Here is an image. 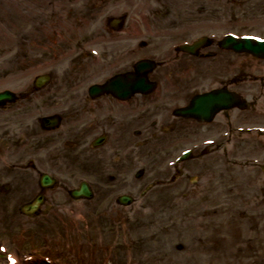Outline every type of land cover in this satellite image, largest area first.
I'll use <instances>...</instances> for the list:
<instances>
[{
  "label": "rangeland",
  "instance_id": "1",
  "mask_svg": "<svg viewBox=\"0 0 264 264\" xmlns=\"http://www.w3.org/2000/svg\"><path fill=\"white\" fill-rule=\"evenodd\" d=\"M230 33L264 37V0H0V93L27 95L0 109V168L30 161L60 181L53 213L35 219L18 211L35 171L19 170L10 188L18 202L4 194L7 182L0 187V264L46 243L66 264H264V60L194 59L176 49ZM143 59L159 64V96L139 98L129 111L137 116L87 101L90 86ZM42 75L52 81L36 91ZM237 75L232 87L247 110L221 112L207 126L171 114L189 93ZM54 114L61 127L44 131L41 119ZM96 132L110 138L103 159V149L91 153ZM186 150L192 159L175 166ZM84 180L104 191L118 184L137 201L118 220L99 218L107 203L80 210L67 195ZM71 241L82 249L72 254Z\"/></svg>",
  "mask_w": 264,
  "mask_h": 264
},
{
  "label": "flooded vegetation",
  "instance_id": "2",
  "mask_svg": "<svg viewBox=\"0 0 264 264\" xmlns=\"http://www.w3.org/2000/svg\"><path fill=\"white\" fill-rule=\"evenodd\" d=\"M115 75H139L136 71L134 70H130V71H127V72H122V73H118V74H115ZM152 81H155L154 77H151ZM230 82L233 83V82H238V75L235 77V78H231L230 79ZM106 83V82H105ZM104 83V84H105ZM158 93V89L156 90V92L154 94H152L151 96H154L153 99L156 97ZM146 97H150V96H146ZM192 99V97L190 96V94L188 95V99H187V102H184V105L188 106V103L190 102V100ZM116 106L121 109L123 108V104L121 103V101H118ZM108 107V105H106ZM125 109H126V106H125ZM98 111H96L95 113L97 114ZM136 116V114H135ZM89 126H93L92 124L89 125ZM83 132V131H82ZM81 132V133H82ZM106 134H108L107 132H102V133H98L96 132L95 134H93L91 136V142H90V148H91V153L93 152H96V151H99L101 149H103V152H98L97 155L100 157V158H104L107 156V152L105 151L106 147H107V142H108V136L104 137ZM91 135V134H90ZM93 137V138H92ZM10 141V143H9ZM8 143H9V147L8 150L10 151H13V148H14V139L13 137H10ZM54 143H56V140L54 139L53 141ZM3 144H4V140L3 139H0V146L3 147ZM88 147V145H87ZM86 148V146L83 147V149ZM82 149V150H83ZM46 152V150L44 151ZM79 151L75 150V153L78 154ZM83 152V151H81ZM17 156L16 155H12L11 157V160H14L16 159ZM118 160H121V158L117 157ZM4 165H6L7 163H3ZM29 166L27 165V167H25L24 169H16L15 168H10V167H3V168H0V187L5 183L7 188V191L4 193L6 195V197H8V200L10 201H15L17 200L18 202V198H15V199H12V196L13 194L15 193L13 191V188H11V185H15L17 184V182L21 181L20 178H18V172H21L19 170H22V171H26L27 173H31V172H34L35 170L32 169V165H33V162H30L29 161ZM22 173V172H21ZM43 173H47V174H51L52 176L55 174L51 171H48V172H39V171H35L34 174H36L37 176V179H36V183H35V189L31 190V195L28 197H25V195H22L24 193V189H21L20 191L22 192L21 195L22 196H19V199H20V206L23 207V206H26L28 204H31L33 203L34 201H43V204L42 206L40 207L39 211L36 212V215L35 217L39 218V217H47L49 216L50 214L53 213V210L54 208L56 207V195L58 193L54 192V190L56 188H53V189H46V188H43L41 186V183H40V176L41 174ZM11 182V184H10ZM60 183H58L57 185H59ZM91 188L94 192V198L92 199V202L94 207L98 206V205H101V204H104L106 202H113L114 203V199L118 196V194L122 193L123 191L121 190V186L118 185V184H115V183H112L110 185L107 186V189L104 191V188L100 189L98 187V183H94V182H91ZM33 191H36V194L32 193ZM103 191V192H101ZM125 193V192H124ZM4 194H2L0 192V195L4 196ZM131 194V193H130ZM47 203H49L50 207L47 206ZM47 212V213H46Z\"/></svg>",
  "mask_w": 264,
  "mask_h": 264
},
{
  "label": "water",
  "instance_id": "3",
  "mask_svg": "<svg viewBox=\"0 0 264 264\" xmlns=\"http://www.w3.org/2000/svg\"><path fill=\"white\" fill-rule=\"evenodd\" d=\"M223 48L227 50H232L236 53H251L255 56H261V54H264V42H257L250 38L237 40L235 38L229 37L223 43ZM186 49L184 48V50ZM140 67L141 69L147 68V70H152L154 68L153 65H146V64H142L140 65ZM147 70L144 69L145 72ZM45 83H46V80H41L39 81V86H42ZM124 87L125 86L122 83H119L118 81L112 84L113 90L123 91L125 90ZM133 88H135V90L143 89L144 91L152 89L151 86L146 84L145 79L140 80ZM91 92L95 93L96 95L100 93L96 87H94L91 90ZM122 97L126 98V95L123 94ZM9 100H12V96L9 93L1 94L0 95V106ZM235 105L242 106L240 101H237V103L233 104L230 99H228L227 97L223 95H220L218 97H214L213 95L199 97L193 102L191 114L198 115L200 118H203V120L205 121H210L213 119L214 114H216L217 112L221 110H229ZM211 108L213 110V113H212ZM43 183H45L46 185H49L52 183V181L46 177L44 178ZM74 194L75 196H78V197L82 196L85 198H90V195H91L88 186L85 184L81 186V190L79 192H75ZM123 201L126 203L130 202L128 198L127 199L124 198Z\"/></svg>",
  "mask_w": 264,
  "mask_h": 264
},
{
  "label": "bare ground",
  "instance_id": "4",
  "mask_svg": "<svg viewBox=\"0 0 264 264\" xmlns=\"http://www.w3.org/2000/svg\"><path fill=\"white\" fill-rule=\"evenodd\" d=\"M37 88H38V86H37ZM45 177H47V178H49V179H51V177L50 176H45ZM71 192L70 193H68L67 192V195L72 199V198H75L76 199V203H77V205H80V210H81V207H83L84 208V204L85 203H89V204H92V206H94L93 205V203L94 202H92V199L94 198H91V199H88V198H85V197H82V196H80V197H78V196H75V194H74V192H73V190H70ZM89 191H90V193H93V196H94V192H93V190H92V188H89ZM38 205H37V208L36 209H34L33 211H32V214H35L36 212H38L39 211V209H40V207L42 206V204H43V201H39L38 203H37ZM34 206H36V205H34ZM47 206H49L50 207V205H49V203H47ZM91 206V207H92ZM86 207H87V205H86ZM31 212V211H30ZM47 213V212H46ZM79 213H77L76 214V217L77 218H79ZM32 217H34V216H32ZM73 245V244H72ZM109 246H110V244H109ZM111 246H112V244H111ZM14 260V258H12V261ZM61 264V263H60ZM64 264V263H63Z\"/></svg>",
  "mask_w": 264,
  "mask_h": 264
}]
</instances>
